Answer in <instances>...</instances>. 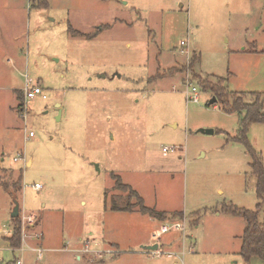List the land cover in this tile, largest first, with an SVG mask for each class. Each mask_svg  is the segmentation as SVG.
<instances>
[{"label": "rangeland", "instance_id": "obj_1", "mask_svg": "<svg viewBox=\"0 0 264 264\" xmlns=\"http://www.w3.org/2000/svg\"><path fill=\"white\" fill-rule=\"evenodd\" d=\"M46 1L0 0V264H264L242 258L245 221L222 210L259 202L252 159L229 141L241 115L204 88L264 93V0ZM26 75L46 100L25 99ZM247 139L264 160V123ZM20 174L14 197L1 184L14 190ZM16 202L21 231L37 218L26 232L42 234L40 260L9 246ZM158 244V257L140 253Z\"/></svg>", "mask_w": 264, "mask_h": 264}, {"label": "trees", "instance_id": "obj_2", "mask_svg": "<svg viewBox=\"0 0 264 264\" xmlns=\"http://www.w3.org/2000/svg\"><path fill=\"white\" fill-rule=\"evenodd\" d=\"M31 2L33 3L32 6L34 7H48V2L46 0H31ZM70 31L73 35H78L81 37L84 36L79 31L74 30L71 26ZM194 61L195 58H193V62ZM204 88H210L215 92L219 98L218 102L222 104L226 113H237L241 115L238 136L235 138L230 137L229 141L242 143L246 147V150L252 159L250 167L254 177L257 180V197L259 202L254 211L241 209L234 205L224 206L222 210L229 215L240 217L245 221V230L242 236V248L240 253L242 258L246 262H250L253 258H259L264 261V160L260 154L254 150L247 139V132L252 124L264 123V93L254 94L256 100L248 103L247 97L244 94L226 92L224 88L210 86L207 84H205ZM19 93L20 94L18 95V98L19 100H22V93ZM21 106L22 105H20V107ZM22 181L23 175L20 174L17 181L18 187L16 186L14 190H11L9 185L6 183H2L1 186L6 193L15 197V195L22 189ZM117 186L124 187L125 189L132 192L136 198H138V206L140 207L141 212L149 214L150 216L157 219H167L168 215L165 212H159L155 209L146 207L143 203V199L139 197L135 191L131 190L130 186L123 185L120 179H117ZM14 200L16 199L14 198ZM113 210L131 212L134 210V206L128 205L126 208L114 207ZM19 217L13 219L11 218V222L14 227L12 237L8 239V242L13 248H19L22 243V231L20 226L21 221ZM7 264L14 263L11 262Z\"/></svg>", "mask_w": 264, "mask_h": 264}, {"label": "built area", "instance_id": "obj_3", "mask_svg": "<svg viewBox=\"0 0 264 264\" xmlns=\"http://www.w3.org/2000/svg\"><path fill=\"white\" fill-rule=\"evenodd\" d=\"M180 53L185 55L186 56V59L187 61H190V58H191V55H192V52L190 50V38L188 37L187 40H184V41H181L180 43ZM26 86L25 88L23 89L24 91V95H25V99L28 101V100H33L35 99L36 97H42L44 100L47 99V96L44 94V89L40 86V85H34L31 81V79L26 75ZM187 89H186V92H185V97H186V100L187 102H194V103H198L199 102V90H198V87L191 84V83H188L187 85ZM34 134L31 132L30 133V137H33ZM163 151L164 152H168L169 149L168 148H163ZM22 160V157L21 156H18L16 158H14V161L15 162H19ZM35 188L36 189H41L42 187L39 185V184H36L35 185ZM37 218L36 217H33V216H24V221H27L28 223V226H24L22 228V243L23 245L19 248H13L11 246V244L9 243V246L11 248L12 251H16V250H21L22 252H25L26 248L29 247L27 245V238H28V234L26 232L27 230V227H32V226H35L36 225V220ZM174 228H176L177 230H181V229H184L185 228V225H182L180 223H177L176 225H173ZM171 226H163L161 228V232L159 233H156L154 235V238H160L162 234H166L168 233L170 230H171ZM0 233H3L0 231ZM6 235L7 236H11L12 237V232H6ZM34 238L35 239H41L42 238V235L41 234H35L34 235ZM30 251L34 252V253H37V258L40 260L42 257H43V250L39 247V246H36L35 248H30ZM15 264H23V261L21 260H17L15 262Z\"/></svg>", "mask_w": 264, "mask_h": 264}, {"label": "water", "instance_id": "obj_4", "mask_svg": "<svg viewBox=\"0 0 264 264\" xmlns=\"http://www.w3.org/2000/svg\"><path fill=\"white\" fill-rule=\"evenodd\" d=\"M103 77V76H102ZM217 103V98L213 97L208 106H213ZM200 133L202 134H207V135H213L215 134V130L214 129H200L199 130ZM19 204L16 202L15 203V208L13 210V212L11 213V218H18L20 216V212H19ZM158 245H154V246H151V247H146L145 250H148V251H152V252H155V251H158Z\"/></svg>", "mask_w": 264, "mask_h": 264}, {"label": "crops", "instance_id": "obj_5", "mask_svg": "<svg viewBox=\"0 0 264 264\" xmlns=\"http://www.w3.org/2000/svg\"><path fill=\"white\" fill-rule=\"evenodd\" d=\"M125 5L127 4V3H124ZM30 162H27V165L29 164ZM38 228H40V226L38 227ZM40 230V229H39ZM42 235V234H41ZM155 235V234H154ZM154 235H153V237H154ZM43 237V236H42ZM35 238H34V232H33V235L32 236H30V238H28V241H27V245L30 247V248H35V246H33V244H35V241L36 240H34ZM32 240H34L33 242H32ZM33 243V244H32ZM42 244V243H41ZM158 251H155V252H152V251H148V250H144V252H140V253H143V254H145V255H152V256H154V257H158L161 253H160V251H159V249H160V245L158 244ZM44 256V255H43ZM43 258V257H42ZM82 259V257L80 256V255H76V260L77 261H80ZM175 264H177V263H175Z\"/></svg>", "mask_w": 264, "mask_h": 264}]
</instances>
